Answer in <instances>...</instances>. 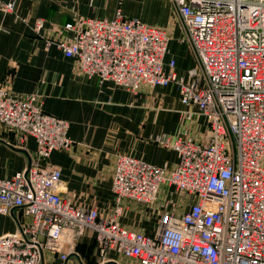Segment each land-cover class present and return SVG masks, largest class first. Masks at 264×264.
I'll return each mask as SVG.
<instances>
[{"label":"built area","instance_id":"built-area-1","mask_svg":"<svg viewBox=\"0 0 264 264\" xmlns=\"http://www.w3.org/2000/svg\"><path fill=\"white\" fill-rule=\"evenodd\" d=\"M15 2L0 0V8L13 12ZM171 2L196 61L183 74L175 58H166V27L119 11L109 19L76 17L62 28L70 35L46 46L56 44L99 83L132 93L176 86L179 100L205 118L209 137L187 128L156 136L179 153L172 167L118 153L112 210L102 216L60 194V170L48 162L53 151L70 150L69 122L45 113L36 93L0 87V129L20 147L28 136L36 141L28 166L0 178V214L22 208L27 216L15 232L0 235V264H39L44 250L67 261L86 231L94 234L98 264L109 249L137 264H264V0ZM43 27L39 18L32 26L36 33ZM124 199L158 212L149 233L120 222Z\"/></svg>","mask_w":264,"mask_h":264},{"label":"crops","instance_id":"crops-1","mask_svg":"<svg viewBox=\"0 0 264 264\" xmlns=\"http://www.w3.org/2000/svg\"><path fill=\"white\" fill-rule=\"evenodd\" d=\"M117 11L124 18L168 29L166 58H175L178 74L196 64L191 50L181 41L171 0H16L13 12L0 8V87L19 94L36 93L45 113L69 122L70 150L53 151L48 162L60 170V194L102 216L112 210V173L118 153L172 167L179 153L156 142V136L175 135L187 128L203 141L209 137L205 118L195 106L179 100L176 86H142L132 93L110 81L99 83L80 73L56 44L46 46L47 39L70 35L63 25L77 15L109 19ZM37 18L44 21L39 33L32 28ZM14 143V134L0 129V178H11L24 170L34 154L36 141L32 136L26 138L24 147ZM162 198L166 196L162 194ZM122 206L123 225L145 233L155 226L158 212L154 208L125 199ZM26 220L22 208L0 214V235L15 232ZM93 236L86 231L80 237L77 256L69 255L64 261L44 250L39 264H98L101 258ZM105 264L137 263L109 249Z\"/></svg>","mask_w":264,"mask_h":264},{"label":"bare ground","instance_id":"bare-ground-1","mask_svg":"<svg viewBox=\"0 0 264 264\" xmlns=\"http://www.w3.org/2000/svg\"><path fill=\"white\" fill-rule=\"evenodd\" d=\"M99 27V25H98ZM94 33H97V31L95 30ZM2 249V248H1ZM4 252H6L7 250L6 249H2ZM17 264H20V263H17Z\"/></svg>","mask_w":264,"mask_h":264},{"label":"rangeland","instance_id":"rangeland-1","mask_svg":"<svg viewBox=\"0 0 264 264\" xmlns=\"http://www.w3.org/2000/svg\"><path fill=\"white\" fill-rule=\"evenodd\" d=\"M76 17H82V16H78V15H77V16L74 17V19H75ZM74 19H73V20H74ZM98 19H103V18H98ZM107 19H108V18H107ZM65 24H66V23H65ZM63 27H64V25H63ZM64 31H65V30H64ZM14 144H15V143H14Z\"/></svg>","mask_w":264,"mask_h":264},{"label":"trees","instance_id":"trees-1","mask_svg":"<svg viewBox=\"0 0 264 264\" xmlns=\"http://www.w3.org/2000/svg\"><path fill=\"white\" fill-rule=\"evenodd\" d=\"M93 239H95L94 236H93Z\"/></svg>","mask_w":264,"mask_h":264}]
</instances>
